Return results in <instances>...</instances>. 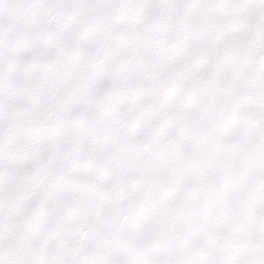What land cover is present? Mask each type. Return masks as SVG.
Here are the masks:
<instances>
[{
  "label": "snow or ice",
  "instance_id": "1",
  "mask_svg": "<svg viewBox=\"0 0 264 264\" xmlns=\"http://www.w3.org/2000/svg\"><path fill=\"white\" fill-rule=\"evenodd\" d=\"M0 264H264V0H0Z\"/></svg>",
  "mask_w": 264,
  "mask_h": 264
}]
</instances>
